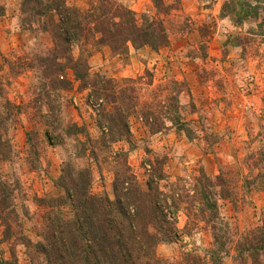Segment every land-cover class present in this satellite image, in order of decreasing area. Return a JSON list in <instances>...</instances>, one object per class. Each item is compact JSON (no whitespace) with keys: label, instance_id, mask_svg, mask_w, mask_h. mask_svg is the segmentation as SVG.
Returning a JSON list of instances; mask_svg holds the SVG:
<instances>
[{"label":"rangeland","instance_id":"rangeland-1","mask_svg":"<svg viewBox=\"0 0 264 264\" xmlns=\"http://www.w3.org/2000/svg\"><path fill=\"white\" fill-rule=\"evenodd\" d=\"M23 1L0 0L5 9L0 17V85L3 87L0 112L9 109L8 104L20 109L11 111L10 115L5 112L4 117L11 119L0 127L5 142L0 148V180L15 188L23 233L35 243L40 239L47 211L39 200L60 195L55 183L64 162L72 159L81 174L91 171L95 194H112L114 174L107 164L100 172L88 154H81L88 137L96 140L100 136L97 120L101 101L73 83L71 90L51 94L54 102L49 105L39 73L22 69L23 63L52 48V40L39 24L22 22ZM92 1L68 0L67 4L87 10ZM118 1L139 18L143 14H156L151 0ZM225 1L181 0L179 10L166 18L170 40L167 46L157 51L148 47L131 48L125 55L112 53L105 46L95 51L88 63L91 73L117 81L145 76L138 85L142 100L149 99L150 91L167 81L186 84L181 102L185 107L184 118L193 130L191 140L185 131L170 123L166 130L150 134L142 120L133 116L130 119L132 147L119 142L112 146V151H129V164L142 184L147 180L143 162L154 159L155 155L166 158L164 169L169 182L183 178L190 189L193 178L201 171L232 179L237 187L235 200H221L219 207L234 238L239 239L264 219V192L248 193L242 187L243 176L258 173L250 169V161H245L249 153L264 154V47L252 35L264 16L238 27L230 18L222 17ZM238 36L248 37L252 44L235 47L233 40ZM74 53L78 55L77 48ZM148 72L151 77L146 75ZM148 80L152 81L151 86H147ZM76 127L81 131L79 134L72 133ZM186 221L185 213L181 212L178 216L181 230ZM4 231L0 220L1 258L11 259L14 250L18 264H44L40 257L34 261L32 252L24 245L1 242ZM211 240L209 231L201 224L193 237L181 232L179 240L160 245L157 251L167 264H186L185 253L195 249L202 254Z\"/></svg>","mask_w":264,"mask_h":264},{"label":"trees","instance_id":"trees-1","mask_svg":"<svg viewBox=\"0 0 264 264\" xmlns=\"http://www.w3.org/2000/svg\"><path fill=\"white\" fill-rule=\"evenodd\" d=\"M67 1L22 2V22L39 24L52 40V48L36 54L21 67L39 73L49 105L54 102L51 94L71 90L73 83L101 101L97 120L100 136L96 140L88 137L81 154H88L100 172L104 164L108 165L114 174L112 194L93 193L91 171L81 174L72 159L64 162L55 183L60 195L39 200L47 211L40 239L34 243L23 233L15 188L0 180V220L5 227L1 242L24 245L34 261L40 257L44 264H167L159 256L158 247L175 243L181 232L193 237L204 224L212 240L201 252L203 255L195 249L185 253L186 264H264V219L235 239L220 213L219 201L235 200L237 187L232 179L201 171L193 178L190 189L183 178L169 182L164 169L166 158L155 155L143 162L147 180L142 184L129 164V151H112L119 142L132 147L133 116L142 120L150 134L166 130L170 123L185 131L190 140L193 138L181 102L185 83L167 81L152 89L149 99L142 100L138 85L145 76L117 81L91 73L88 63L90 56L105 46L121 55L131 48L157 51L167 46L170 40L166 18L179 10L181 0H151L156 14H143L141 18L118 0H93L87 10L71 7ZM4 14L0 5V17ZM221 14L241 27L264 16V0H226ZM252 35L264 47V20ZM247 43L252 44L245 36L233 40L235 47L246 48ZM76 48L78 55L74 53ZM146 75L151 77L149 72ZM146 84L153 83L148 80ZM2 91L0 85V94ZM7 106L9 109L0 112V127L11 119L4 117L5 112L10 115L20 110L18 106ZM76 128L77 132L72 133L79 134ZM3 146L0 134V148ZM245 161H250V169L258 173L243 176L242 187L248 193L264 192V154L253 151ZM181 212L187 218L182 230L178 227ZM0 264H18L14 250L11 259L0 257Z\"/></svg>","mask_w":264,"mask_h":264}]
</instances>
